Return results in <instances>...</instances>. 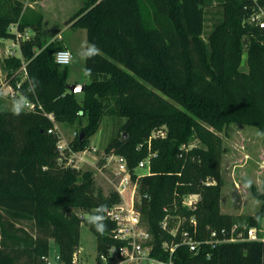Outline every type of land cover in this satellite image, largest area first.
Segmentation results:
<instances>
[{
  "label": "trees",
  "instance_id": "obj_1",
  "mask_svg": "<svg viewBox=\"0 0 264 264\" xmlns=\"http://www.w3.org/2000/svg\"><path fill=\"white\" fill-rule=\"evenodd\" d=\"M214 3L220 17L205 38L207 8ZM261 10L264 0H91L67 21L85 28L88 44L101 50L86 60L91 81L78 101L68 89V66L56 62L57 52L66 49L61 38L43 40L41 19L35 26L28 22L23 1L0 0V37L14 38L12 25L21 32L34 26L36 35L21 43L22 57H6L4 67L21 99L37 106L18 116L0 108V264H47L52 242L70 264L80 250L82 224L97 237L99 261L109 247L122 244L112 235L114 222L103 221L101 234L81 217L121 198L115 191L105 196L92 172L57 165L58 137L48 114L78 129L72 142L77 151L90 148L106 118L120 121L121 132L105 155L124 156L138 179L154 257L168 261L163 245L180 244L183 229L200 241L230 239L234 226L245 236L250 227L261 229L264 194L255 187L252 193L262 201L255 214L221 211L226 149L219 135L232 124L264 133V29L250 21ZM245 54L248 71L241 68ZM24 63L28 77L22 80L17 72ZM162 128L166 137L150 142ZM150 154L151 173L137 178L135 168ZM208 179L216 184L207 185ZM191 194L200 196L195 210L183 206ZM169 217L185 219L177 236ZM173 264H264V241L204 243L195 252L181 244Z\"/></svg>",
  "mask_w": 264,
  "mask_h": 264
},
{
  "label": "rangeland",
  "instance_id": "obj_2",
  "mask_svg": "<svg viewBox=\"0 0 264 264\" xmlns=\"http://www.w3.org/2000/svg\"><path fill=\"white\" fill-rule=\"evenodd\" d=\"M25 4V19L32 25H36L41 19V38L54 40L61 38L63 45L72 51L74 59L69 68L70 84H88L90 76L85 75L86 60H82L78 53L81 45L88 43L85 28L72 26L67 23L71 17L91 0H21ZM221 9L217 3L207 8L205 38L211 32L214 22L220 17ZM34 26L25 29L32 37L36 35ZM10 31L16 35V27L11 26ZM15 37H0V108L12 109L14 102L21 96L10 86V78L4 67V60L14 50ZM17 51V50H15ZM18 56L19 52H16ZM22 57V56H21ZM241 68L248 71L247 54L243 56ZM20 79H25L24 72H17ZM78 101L83 99V92L76 93ZM58 142L55 152L56 163L59 167L75 165L82 172H92L96 186L105 196L115 191V183L118 179L115 174V166L109 164L105 155V148L110 139L120 131V121L106 118L100 130L90 139V149L86 153L75 150L72 142L75 139L76 127H69L54 121ZM154 133V132H153ZM127 136V133H122ZM223 140L226 151L221 163V211L238 217L255 214L261 207L262 201L252 193V187L264 194V133L255 127L232 124L228 129L219 134ZM193 145H200L193 142ZM66 159V160H65ZM151 166V160H150ZM146 169H140V174H146ZM83 213L82 210H76ZM175 220L173 225L177 227L180 220ZM185 221L181 219V223ZM21 226L31 229L32 222H22ZM97 237L90 228L82 224L80 228V250L78 256L88 264H109L107 260H98ZM59 249L52 242L47 259L55 261Z\"/></svg>",
  "mask_w": 264,
  "mask_h": 264
},
{
  "label": "built area",
  "instance_id": "obj_3",
  "mask_svg": "<svg viewBox=\"0 0 264 264\" xmlns=\"http://www.w3.org/2000/svg\"><path fill=\"white\" fill-rule=\"evenodd\" d=\"M252 23L259 24L261 28L264 29V11H260L259 13L255 14L251 20ZM16 27V42H14V50L10 51L9 57L18 56L16 52H19L20 57L21 54V43L31 39L32 35L26 31H19L17 25H12ZM17 50V51H15ZM68 51L71 53L72 59L71 62L68 64H62L56 62L61 66H68L72 63L74 59V54L69 49H64L59 52ZM57 52V53H59ZM57 57V54H56ZM24 72L26 78L28 77L26 63L23 64L20 72ZM19 94V93H18ZM20 95V94H19ZM22 98V96H21ZM26 104V109L30 111H34L36 109V104L30 102L28 100H24ZM39 108L42 109L41 106ZM48 117L54 122L55 116L54 114H48ZM166 130L162 128L158 131H155L151 138H165L166 137ZM77 133H75V137ZM150 144V143H149ZM90 149V148H89ZM88 149L79 151V153H86ZM154 154H150V156L138 164L135 168L137 172V178H140L142 175L150 174L151 173V166H150V157ZM107 162L109 164H113L115 166V174L117 176V183H115V192H117L121 198L120 202L116 203L115 205L106 208L102 213L104 215V221H112L115 223V228L112 231V235L116 240L121 241V245H114L108 248L107 252L100 256V260H107L109 264H173V254L176 248L181 245L185 244L190 247L191 251H197L198 248L204 243H210L212 245L221 243V242H239L244 240L250 241H257L262 240L264 241V220L262 223L261 229L258 227H250L248 230V234L245 236L243 232H238L237 227L234 226L232 229V236L230 239H223V240H210V241H200L193 237L190 232L186 229H183L181 233V243L180 244H168L164 243L163 247L169 250L170 259L168 261L162 260L160 258L154 257L152 255L153 248H154V236L151 231L148 229L147 225L143 221L142 214L139 209V204L141 201V196L139 195V183L138 179H133V172L129 168L128 160L121 155L111 154L106 156ZM66 160V159H65ZM67 167H73L78 169L75 165H68ZM140 169H146V174H140ZM79 170V169H78ZM207 185L216 184L215 179H208L205 182ZM200 196L198 194H191L184 198L183 206L188 207L189 209L195 210L197 204L199 202ZM97 214V213H96ZM89 215H82L81 217H88ZM182 218H178L179 225L171 229V233L174 236H177L182 225L181 223ZM167 218L163 223V227L166 229L168 226ZM191 224H193L195 229V234L197 233V221L193 218L191 219ZM222 233L225 234V230H222ZM213 238L218 237V233L214 231L212 233ZM100 263V261L98 262ZM47 264H66L62 261L61 256L59 254L56 255L55 261L47 259ZM70 264H88L86 261L82 260L78 254L75 255Z\"/></svg>",
  "mask_w": 264,
  "mask_h": 264
},
{
  "label": "clouds",
  "instance_id": "obj_4",
  "mask_svg": "<svg viewBox=\"0 0 264 264\" xmlns=\"http://www.w3.org/2000/svg\"><path fill=\"white\" fill-rule=\"evenodd\" d=\"M78 55L82 60H88L101 55V50L95 44L84 43L81 45ZM56 58L58 63H62L66 65L71 62L72 56L70 52L63 51L57 53ZM85 75L90 76L91 69H85ZM30 87H34V84L31 85ZM3 94L5 93L0 92V95ZM25 107L26 104L24 103V101L22 99H17L14 102L12 111L15 115L18 116L21 114V112L24 110ZM103 212H104V207L101 206L100 208L97 209V214L90 215L87 217L88 223L91 224L93 227H95V229L101 234H103L105 230V224L103 223L104 221V215L102 214Z\"/></svg>",
  "mask_w": 264,
  "mask_h": 264
},
{
  "label": "water",
  "instance_id": "obj_5",
  "mask_svg": "<svg viewBox=\"0 0 264 264\" xmlns=\"http://www.w3.org/2000/svg\"><path fill=\"white\" fill-rule=\"evenodd\" d=\"M68 89L69 91H71L72 93H79V92H84L85 90V85L82 84H69L68 85ZM84 134L81 135V138H83ZM126 136V135H125Z\"/></svg>",
  "mask_w": 264,
  "mask_h": 264
},
{
  "label": "crops",
  "instance_id": "obj_6",
  "mask_svg": "<svg viewBox=\"0 0 264 264\" xmlns=\"http://www.w3.org/2000/svg\"><path fill=\"white\" fill-rule=\"evenodd\" d=\"M68 49V48H67Z\"/></svg>",
  "mask_w": 264,
  "mask_h": 264
}]
</instances>
